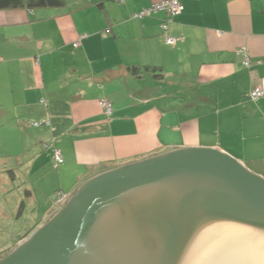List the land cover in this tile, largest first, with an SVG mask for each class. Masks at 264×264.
I'll use <instances>...</instances> for the list:
<instances>
[{
  "label": "crops",
  "instance_id": "crops-1",
  "mask_svg": "<svg viewBox=\"0 0 264 264\" xmlns=\"http://www.w3.org/2000/svg\"><path fill=\"white\" fill-rule=\"evenodd\" d=\"M157 1L0 9V173L9 169L14 210L47 219L59 193L180 148H218L264 174V97L248 96L264 89V0H181L173 16H133ZM134 66L161 70L137 76Z\"/></svg>",
  "mask_w": 264,
  "mask_h": 264
},
{
  "label": "water",
  "instance_id": "water-1",
  "mask_svg": "<svg viewBox=\"0 0 264 264\" xmlns=\"http://www.w3.org/2000/svg\"><path fill=\"white\" fill-rule=\"evenodd\" d=\"M231 229L264 236V177L180 148L92 177L0 264H198Z\"/></svg>",
  "mask_w": 264,
  "mask_h": 264
},
{
  "label": "rangeland",
  "instance_id": "rangeland-1",
  "mask_svg": "<svg viewBox=\"0 0 264 264\" xmlns=\"http://www.w3.org/2000/svg\"><path fill=\"white\" fill-rule=\"evenodd\" d=\"M134 162H136V161L127 162L126 164L134 163ZM123 165H125V164H123ZM247 168L250 169L248 166H247ZM7 169L2 170V172L0 173V207H3L2 209H0L3 211V213H0V257H2V256L5 257V256L9 255L19 245L18 239H20V238L23 239L21 242L28 240V238L31 236V234L34 231V230L32 231V229L35 227L36 228L40 227V225L37 226L38 223H41L42 221H44V219H46L43 213L38 215L37 211L30 208L29 206H28V208L25 209L24 212H21V213L18 212L17 209L14 210V208L11 205L12 200L9 198H6V194L4 193V192H6V189H7V187H6L7 181L6 180L9 176V173H10L9 169L8 170ZM260 169L261 168H257V170H260ZM262 171L264 172V170H262ZM21 172L23 173V175L18 174ZM18 173H17V175L20 177H18L17 183H12V181H9L13 184V189L17 190V192H18V190H22L21 187H23V185H24L22 183V181L24 180L23 176H25V174H26L25 169H23V170L19 169ZM259 175H262L264 177V174H259ZM55 184H56V182L53 180L51 185L54 186ZM3 190H5V191H3ZM59 194L56 197L57 200L55 202L57 203L56 204L57 208L58 207L61 208L62 205L64 206L61 208V210H62L65 208V206L67 205V203L70 201V199L72 197L69 196L70 195L69 193L67 195L65 192H61ZM24 200L26 201V199H24ZM28 202H29V204L32 203L31 200H29ZM52 204H53V206L55 205V203H53V202H52ZM59 208L57 211L55 210L52 213V215L48 216L45 221L46 222L49 221L51 218H53V216L55 214L60 212L61 210ZM237 234H239L238 230H232L231 229V232L229 234H228V232H226L223 235L222 239L220 241H218L219 243L216 242L215 244L210 246V247H212L210 250L211 256L214 255L215 257H218V256L223 255L225 252H228V251H231L232 249H234L236 247L235 244L237 241L236 240ZM259 236H261L262 241H264V236H262V235H259ZM207 246L204 245V247H207ZM204 247H202V248L205 249ZM174 250L176 252V249H174ZM172 251H173V248H172ZM188 252H189V250H188ZM188 252H186V253H188ZM207 252H208V249H206L205 251L203 250L202 254L205 255ZM263 252H264V250L259 251V253H261V254H259V253L254 254V256L259 254L260 257L256 258L258 260H256V259H254V260L253 259H245L244 258L242 260H239L238 262L241 264H262V262H263V264H264V256H263L264 253ZM188 257L189 256L187 254V256H185V258H188ZM252 257H253V255H252ZM185 260H188V259H185ZM254 261H256V263ZM219 264H224V262H220Z\"/></svg>",
  "mask_w": 264,
  "mask_h": 264
},
{
  "label": "built area",
  "instance_id": "built-area-1",
  "mask_svg": "<svg viewBox=\"0 0 264 264\" xmlns=\"http://www.w3.org/2000/svg\"><path fill=\"white\" fill-rule=\"evenodd\" d=\"M184 10V5L181 0H160L152 4L149 8H144L142 11L135 13L134 17H144L149 16L160 11H164L168 16H173L174 14L181 13ZM165 31V41L167 44L174 45L178 41V37L172 36L168 34V26L167 23L162 25ZM80 41L75 43V46H79ZM238 53L243 57V64L246 67H250V52L247 47H241L238 49ZM248 96L254 100L264 97V89L258 87L251 92H249ZM100 104L103 110L106 112L107 115L112 114V105L107 100H100ZM38 125V123H36ZM53 159L57 165H60L64 162V157L60 150L55 149ZM60 195V194H59Z\"/></svg>",
  "mask_w": 264,
  "mask_h": 264
},
{
  "label": "bare ground",
  "instance_id": "bare-ground-1",
  "mask_svg": "<svg viewBox=\"0 0 264 264\" xmlns=\"http://www.w3.org/2000/svg\"><path fill=\"white\" fill-rule=\"evenodd\" d=\"M230 232L231 230L229 231V233ZM242 232H239V234H237V238H236L237 241L235 244L236 247L234 249L225 252L221 256L215 257L214 255L211 256L210 250L212 247H210L208 249V252L203 256V258L201 257L202 259L198 261L199 262L198 264H214V263L219 264L220 262H224V264H241L238 261L244 258L254 260L260 257L259 254L261 253H259V251L264 250V243H263L264 241H262L261 236H259L257 233L254 234L251 232H244V231ZM256 253L259 254L254 256V254ZM254 262L256 263V261Z\"/></svg>",
  "mask_w": 264,
  "mask_h": 264
},
{
  "label": "trees",
  "instance_id": "trees-1",
  "mask_svg": "<svg viewBox=\"0 0 264 264\" xmlns=\"http://www.w3.org/2000/svg\"><path fill=\"white\" fill-rule=\"evenodd\" d=\"M65 4V0H0V9H10V8H20V7H27V8H36V7H60ZM132 72L137 75L141 76L146 72H156L161 70L159 67L156 66H134L131 68ZM22 204L21 207H23Z\"/></svg>",
  "mask_w": 264,
  "mask_h": 264
},
{
  "label": "flooded vegetation",
  "instance_id": "flooded-vegetation-1",
  "mask_svg": "<svg viewBox=\"0 0 264 264\" xmlns=\"http://www.w3.org/2000/svg\"><path fill=\"white\" fill-rule=\"evenodd\" d=\"M2 257H3V256H2ZM2 257H0V259H1Z\"/></svg>",
  "mask_w": 264,
  "mask_h": 264
}]
</instances>
